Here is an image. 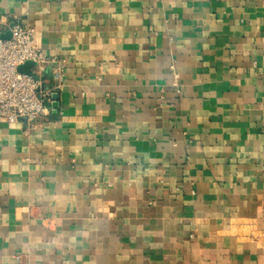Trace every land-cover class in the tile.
Returning a JSON list of instances; mask_svg holds the SVG:
<instances>
[{
	"label": "crops",
	"instance_id": "crops-1",
	"mask_svg": "<svg viewBox=\"0 0 264 264\" xmlns=\"http://www.w3.org/2000/svg\"><path fill=\"white\" fill-rule=\"evenodd\" d=\"M0 18L65 64L56 112L0 122V264H264V0Z\"/></svg>",
	"mask_w": 264,
	"mask_h": 264
},
{
	"label": "built area",
	"instance_id": "built-area-1",
	"mask_svg": "<svg viewBox=\"0 0 264 264\" xmlns=\"http://www.w3.org/2000/svg\"><path fill=\"white\" fill-rule=\"evenodd\" d=\"M7 32L10 37L4 38ZM28 61L34 63L30 72H21L19 67ZM64 78V61L42 49L32 26L0 18V122L25 118L33 126L50 115L53 94L61 89Z\"/></svg>",
	"mask_w": 264,
	"mask_h": 264
},
{
	"label": "water",
	"instance_id": "water-1",
	"mask_svg": "<svg viewBox=\"0 0 264 264\" xmlns=\"http://www.w3.org/2000/svg\"><path fill=\"white\" fill-rule=\"evenodd\" d=\"M2 36H3L4 38H9V37H10V32L4 33V34H2ZM33 65H34L33 62L28 61L26 64L20 66V67H19V70H20L21 72H30V69H31V67H32ZM53 99H54V101H53V103H52L53 111L56 112V110H57V108H58V106H59V102H58L59 94H58V93H54V94H53ZM21 120L26 121L25 118H22Z\"/></svg>",
	"mask_w": 264,
	"mask_h": 264
}]
</instances>
